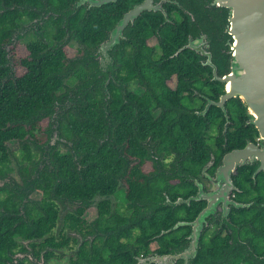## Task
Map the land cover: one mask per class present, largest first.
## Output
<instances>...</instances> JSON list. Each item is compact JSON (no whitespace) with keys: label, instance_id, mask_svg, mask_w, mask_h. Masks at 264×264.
Masks as SVG:
<instances>
[{"label":"trees","instance_id":"obj_1","mask_svg":"<svg viewBox=\"0 0 264 264\" xmlns=\"http://www.w3.org/2000/svg\"><path fill=\"white\" fill-rule=\"evenodd\" d=\"M142 1L77 8L78 0H0V264L51 260L58 250L75 247L68 229L82 233L96 226L102 235L85 241L69 264H141L153 243L159 246L157 254L178 252L182 237L179 230H169L188 206H177V197L186 200L196 192L193 182L212 157L220 165L225 152L258 139L239 99L227 103L232 124L224 136L226 117L220 108L212 106L201 115L207 105L199 94L219 101L225 87L213 80L212 69L196 51L177 54L189 36L204 33L217 73L229 71L228 14L209 7L207 0H169L167 16L144 12L110 52L114 69L101 70L100 44ZM34 25L36 31L23 32ZM18 33L26 54L14 48ZM152 39L156 44H150ZM72 41L80 45L73 58L65 49ZM197 101L199 110L186 106ZM55 133L65 137L68 150H61V139L53 142ZM148 138L158 153L176 152L181 166L176 174L142 173L148 152L141 140ZM12 142L17 150L11 149ZM253 166L239 167L233 176L238 199L257 203L231 215L233 222L243 223L248 249L231 250L224 232L202 238L193 264H264V172L255 184ZM176 177L187 182L172 186ZM121 182L127 186V212L112 211L105 201L95 226L84 225L91 200L114 195ZM34 191H41L40 200L30 199ZM66 202L78 205L62 214ZM192 205L193 219L205 203ZM27 251L35 263L25 258L15 263L17 253Z\"/></svg>","mask_w":264,"mask_h":264},{"label":"water","instance_id":"obj_2","mask_svg":"<svg viewBox=\"0 0 264 264\" xmlns=\"http://www.w3.org/2000/svg\"><path fill=\"white\" fill-rule=\"evenodd\" d=\"M118 1L78 0L76 7L89 5L90 8H101L104 5L117 3ZM164 1L161 0L155 4V0H143L133 5L123 15L109 32L108 38L98 48L97 59L100 62L101 70L114 69V59L110 52L125 38V30L133 25L144 12L163 11ZM207 1L209 7L223 8L228 14L225 22V33L229 37L227 45L230 47L229 54L231 55L229 73L219 77L217 67L213 63L212 54L201 52L194 46L196 41L207 40L205 35L196 41L189 39L188 44L180 49L177 54L184 49H191L205 56V65H211L213 68V80L221 82L225 87V92L220 96L219 101L209 100L201 115L206 116L212 106L220 108L226 117L227 123L224 129V132H226L227 125L230 122L226 104L231 99H240L249 113V124L254 126L259 134V143L248 140L244 148L235 149L225 155L222 163L216 169V177L212 181L213 188L209 192H205L200 187L198 194L186 201V203H189L191 200H208L207 207L201 212L198 219L191 224L193 233L188 249L190 252H185L182 249L167 256H157L153 259L157 261L156 264H174L179 259H184L183 264H193L199 252L201 235L206 220L215 214L220 203H223L225 209L224 217L230 211L228 207L230 204L243 209L251 208L257 204L256 202L251 204L235 203L230 199L232 192L238 191L233 178L238 168L245 165H254L255 162L259 163L253 174L255 184L258 174L264 171V0ZM165 15L167 16L166 13ZM182 203H185V201L179 200L176 205ZM181 225L184 224H178L169 231L177 229Z\"/></svg>","mask_w":264,"mask_h":264},{"label":"flooded vegetation","instance_id":"obj_3","mask_svg":"<svg viewBox=\"0 0 264 264\" xmlns=\"http://www.w3.org/2000/svg\"><path fill=\"white\" fill-rule=\"evenodd\" d=\"M160 1L161 0H155V4L159 3ZM168 2H169V0H165L164 4H163V11H158V12H162L163 14L165 12L167 14V10H166L165 4L168 3ZM43 15H44V18H47L46 14L44 12H43ZM42 20H40V22H37V23L40 24L42 22ZM30 22H31V20H29L28 22H25L23 25L25 26V25L29 24ZM32 30H34V31L37 30L36 25H34L32 27L28 26L27 29H25L23 32L27 33V32H31ZM18 35H19V33L16 35L15 40L17 39ZM203 35H205V34L204 33H200L199 36H196L194 38H192V36H189L188 40L191 39L192 41H196L197 39L201 38ZM206 38H207V41H208L207 42V53H211L212 54V59H213V57H214L213 55L214 54L211 51L210 41H209L207 36H206ZM200 56H202V57H204V59H206V57L203 56L202 54H200ZM213 63H214V61H213ZM214 65H216V64L214 63ZM206 66H208V67H210L212 69V74H213L212 66L211 65H206ZM217 71H218V68H217ZM227 73H229V71ZM227 73H225V74H223L221 76L218 73L217 74H218L219 77H223ZM213 78H214V75H213ZM224 92H225V88H224ZM199 97L201 99H203V101H205V105H207L208 101L211 100L210 97L208 95H206V94H199ZM231 100H233V99H231ZM231 100H229V101H231ZM240 101L242 102V100H240ZM197 107L198 106H196L192 110L197 109ZM204 107L206 108V106H204ZM226 107H227V104H226ZM197 110H199V109H197ZM226 123L227 122L225 120V124L224 125H226ZM230 124H232L231 121L227 125L226 132L224 133V131H223L222 135H223V133L224 134L227 133V131L229 130ZM247 124H249L248 120H247ZM135 127L138 128L137 126H135ZM210 133H212V131ZM61 140L64 141V142H60L59 143V146H61V150H63V151L68 150L69 145L66 143L67 141L65 140V137H62ZM254 142L259 143V137ZM208 143H209V145L211 147V150L215 149L212 139H209ZM141 144L144 146V148L148 152L147 163L144 164L141 167L142 168L141 170H142L143 174H152V176H159L160 174H164V175L171 176V175H173V173L174 174L177 173V169L179 167H181V166L179 164V159L177 158L178 156L176 155L175 151H170V153L167 154V155H165L164 153H158L157 150H156V147L153 146V144L151 143L150 138H148L146 140H141ZM224 149L226 150V146L224 147ZM239 149H242V148H239ZM149 150L152 152L151 155H149ZM233 150H235V149H233ZM233 150H229L228 152H225L223 154L222 160L225 157V155H227L229 152H231ZM131 159L134 162L138 161L134 157H131ZM222 160H221V163H222ZM147 164L151 165V170L149 172H147L144 169V167ZM218 166L219 165L216 164V160H214V157H212L211 160L205 165V167L203 168L202 172L200 173L199 179H195L194 182H193L194 186L197 188L196 192L194 194H190L186 200L182 196H178L177 199L174 202L176 204L179 200H183V201H185V203H183V204L188 206V207L183 208V210L186 212V215L185 214H182V215L181 214H179V215L177 214L178 215V219H176V221H177L176 225H178V224H184V225H181L178 229H175V230H179L177 232V236L178 237H182L181 243L177 247H183V250H185V252H190V250H188V249H189V245L191 244L190 238H191V235L193 233V226L191 224L194 223L198 219V217L201 214V212L208 205V200H191L189 203H186V201H188V200L192 199L193 197H195L198 194V192L200 191V187H202L203 191H205V192H209L211 190V188H213V182L212 181L216 177L215 176V172H216V169H217ZM258 166H259V163L255 162L253 167L256 170V168ZM255 170H254V172H255ZM14 176L16 177V173H14ZM179 180H182L183 182H187L185 178L180 179V178L176 177V179L170 180V184L172 186L177 187V185H179L178 182H180ZM239 191H240V188H238V191L232 192L230 199L233 202H235V203H243V204H251V203L255 202V200L254 201H250V202H242L241 200H239L238 197H237V193ZM37 192H41V191H34L30 195V199L36 200V199H34L33 195L35 193H37ZM163 195H165L166 201H168V203H169V201L171 202V200H170V198H169V196H168V194L166 192H163ZM41 198H42V196H41ZM40 199H38V200H40ZM105 201L109 202L110 208L112 209V211H119L121 213H126L127 209H128V205L130 204V201H129L128 197H127V186L125 185V183L121 182L119 184L118 190H117V192L114 195H111V196L97 195L93 200H91V203H90L89 207L87 208V210L85 211V213L82 216V219L85 222L84 225H88V226H92V227L95 226V222H96V220L99 217V206L101 205L102 202H105ZM200 201L204 202L205 206L202 208V210L200 211L198 216H196L195 218L192 219L191 216H192L193 208H194L192 203L193 202H200ZM183 204H180V205H177V206H181ZM77 205L78 204H73L71 202H66L65 205L61 207L62 214H64L66 211H71V210L75 209V207H77ZM228 207L230 208V211H229V213H228V215L226 217H224L225 209L223 207V203H220L217 206V208H216L215 214H213L209 218H207L204 230H203L202 235H201V240H204L202 238H205V240H206V239H208V237L218 236L221 233L225 232V233H228L230 235L229 247H230L231 250H234V251L236 249H246L247 250L248 249V244H247L248 242L246 240H244V238L241 236V230H242L243 223H240V222L236 223V222H233L231 220V215L233 214V210L234 209L239 210V209H243V208H236L233 204H230ZM253 207H256V206H253ZM90 211H93L94 215H91L89 213ZM88 215H89L90 218H88ZM91 216H93V217L91 218ZM60 223L62 225V221ZM61 225L58 227V229L56 231L57 233H58L59 228L61 227ZM97 229H98L97 226H96V230H94V229L91 230L90 228H87L84 231H82V233L77 232V231H71L70 229H68L66 231V234L68 236L75 237L76 240H77V243L75 244V247L73 249L66 247V248H64V249H62L60 251L58 250V254L60 253L61 255H63L65 253H67V252L68 253L70 252L72 254V256L70 257V259H71L72 257H74V255L76 254V252L79 249V247L82 246L85 241H88V242L89 241H93L95 239V237H97L98 235H102V232L97 231ZM201 240H200V246L199 247H201ZM202 243H204V242L202 241ZM22 244L24 245V247L27 248V250L30 249V247H29L27 242H24ZM158 248H159V246H158L157 243L151 244V247H150L151 254H149V256H146L143 259H141L140 260L141 264H156L157 261L156 260L154 261L153 260L154 258H156L157 256H165V255L167 256V255H169V252L165 253V254H157L156 251H157ZM172 248L173 247H169V249H172ZM24 258L27 261H30V262L32 261L33 263H35L34 256H32V254H29L28 251L26 253L18 252L17 255L14 257L15 263L18 262L19 259H24ZM54 259L55 258H52L51 260H48V261H44V264H49ZM69 262H70V260H69ZM183 262H184V259H179V260H177L175 262V264H177V263L178 264H183Z\"/></svg>","mask_w":264,"mask_h":264},{"label":"rangeland","instance_id":"obj_4","mask_svg":"<svg viewBox=\"0 0 264 264\" xmlns=\"http://www.w3.org/2000/svg\"><path fill=\"white\" fill-rule=\"evenodd\" d=\"M51 41H52V39H49V42H51ZM150 44H152V45L156 44V40L155 39L150 40ZM194 46L197 49H199L201 52H203V51L204 52H207V40L206 39H204V41L201 40V41L194 42ZM15 47H16L18 53H20V54H26V50L24 49L23 42H21V41L18 42V40H15V42H14V48ZM78 48H80V45L78 43H76V42H73V41L71 43H69L65 47V49H66V51L68 53V56L71 57V58H73L74 56H76L77 51H78ZM10 49H11V47L9 48V50ZM17 70L18 71H21L20 68H17ZM170 85L173 86V81L170 82ZM198 102L199 101H197L194 104L188 103L186 106L187 107H190V108H195L196 106H198ZM56 134L57 133H55L54 136H53V142H55L58 139H62V138H59ZM10 147H11L12 150H17L18 145L16 143L12 142V143H10ZM144 169L147 172H149L151 170V165L150 164H147L144 167ZM41 196H42V194L40 192H37V193H35L33 195L34 199H36V200L40 199ZM89 213L91 215H94L93 211H90ZM92 217L93 216H91V218ZM88 218H90L89 215H88ZM60 225H61V223L59 224V226ZM71 256H72V254L70 252L69 253L67 252V253H65L63 255H61L59 253L58 254V257H56L54 260H52V262H50L49 264H69V260H70V257ZM37 264H44V261H42V260L41 261H38Z\"/></svg>","mask_w":264,"mask_h":264}]
</instances>
